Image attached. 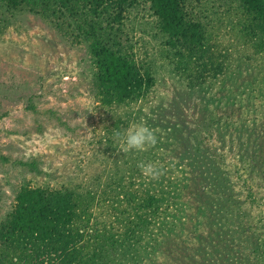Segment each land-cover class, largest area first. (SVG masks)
<instances>
[{
    "label": "rangeland",
    "instance_id": "1",
    "mask_svg": "<svg viewBox=\"0 0 264 264\" xmlns=\"http://www.w3.org/2000/svg\"><path fill=\"white\" fill-rule=\"evenodd\" d=\"M35 1L0 0V236L24 190L47 188L69 196L80 253L39 264H83L104 238L127 247L114 264H264V39L250 18L234 1H187L202 35L191 52L166 44L138 1L117 41L147 83L121 103L95 81L73 21ZM140 123L156 145L121 151L114 132ZM23 246L0 244V264L44 257L17 259Z\"/></svg>",
    "mask_w": 264,
    "mask_h": 264
},
{
    "label": "trees",
    "instance_id": "2",
    "mask_svg": "<svg viewBox=\"0 0 264 264\" xmlns=\"http://www.w3.org/2000/svg\"><path fill=\"white\" fill-rule=\"evenodd\" d=\"M138 1L141 0H42L40 3L44 13L48 11L54 19H61L64 15L73 21V29L83 38L82 42L90 54L91 63L97 69L94 74L95 81L104 88L106 96H113V99L121 103L139 97L141 89H144L147 83L128 54L120 51L117 41L122 33L124 17L137 7ZM142 1L148 3L149 15L154 18L156 29L166 35V44L184 47L191 52L201 50V26L187 18V14L183 12V5L189 0ZM226 1H234L240 12L246 15L247 19L250 18L248 32L257 39H264V0H218L220 4ZM5 2L7 7L16 2L38 6L33 4L35 0ZM50 3L56 8L50 9ZM258 45L262 46V43L258 42ZM115 47L118 49H114ZM69 200L67 193L47 188L40 192L25 189L23 198H20L14 211L2 222L3 234L0 236V244H3L5 255L24 244L17 259L26 258L25 252L31 248L33 259L44 256L38 262L34 261V264L44 261L45 257L50 259L61 254L76 261L80 253L76 245L81 239V234L72 229ZM143 202L150 203L148 200ZM104 239L100 244L95 243V248L92 247L89 252L82 254L83 264H114L110 251L115 249L123 260L127 247L119 252L118 245L122 242Z\"/></svg>",
    "mask_w": 264,
    "mask_h": 264
},
{
    "label": "clouds",
    "instance_id": "3",
    "mask_svg": "<svg viewBox=\"0 0 264 264\" xmlns=\"http://www.w3.org/2000/svg\"><path fill=\"white\" fill-rule=\"evenodd\" d=\"M116 140L119 142L120 150L123 152L143 151L148 147H153L157 143V136L149 127L140 123L130 126L124 132H114ZM145 177L153 180L159 179L163 174L162 170L153 163L141 162L137 165Z\"/></svg>",
    "mask_w": 264,
    "mask_h": 264
}]
</instances>
